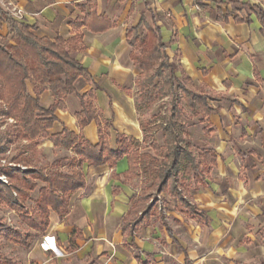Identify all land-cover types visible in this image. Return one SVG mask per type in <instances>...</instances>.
Returning a JSON list of instances; mask_svg holds the SVG:
<instances>
[{
	"label": "crops",
	"instance_id": "crops-1",
	"mask_svg": "<svg viewBox=\"0 0 264 264\" xmlns=\"http://www.w3.org/2000/svg\"><path fill=\"white\" fill-rule=\"evenodd\" d=\"M8 1L22 8L24 17L17 21L0 4V38L11 35L4 14L51 40L73 36L69 21L90 11L112 23L103 31L78 29L84 48L71 55L90 79L76 81L64 108L55 111L49 134L66 129L96 144L98 121L104 133L110 120L105 134L110 147L116 133L143 142L135 106L140 70L128 33L142 32L148 22L157 27L175 76H186L209 95L208 115L202 121L192 116L186 124L195 149L215 157L203 182L189 181L184 189L188 202L205 212V223L188 216L177 196L147 189L149 181L142 186L144 177L124 180L126 157L113 166L84 164L85 186L72 194L65 216L50 212L43 231L53 234L56 251L41 247L43 239L34 236L22 264H264V0ZM93 86L97 120L80 128L79 95ZM45 95L49 106L48 89L40 100ZM40 146L66 150L48 138ZM144 191L147 203L156 202V212L124 230L125 215Z\"/></svg>",
	"mask_w": 264,
	"mask_h": 264
},
{
	"label": "trees",
	"instance_id": "trees-1",
	"mask_svg": "<svg viewBox=\"0 0 264 264\" xmlns=\"http://www.w3.org/2000/svg\"><path fill=\"white\" fill-rule=\"evenodd\" d=\"M3 17L9 23L11 35L0 38V117L4 120L12 118L13 123L0 132V155L8 151L16 140L39 143L42 138H48L55 148L71 149L73 155L68 172L59 169L60 159L35 165L29 157L13 156L8 164L0 165V174L7 178V182L0 180V203L10 210H18L29 228L43 232L49 224L50 212L65 216L72 194L85 186L84 164L113 166L126 157L128 168L124 171V180L144 177L145 182H150L147 189L177 196L188 216L205 223V212L188 202L184 189L189 181L203 182L215 157L210 150L195 149L184 118L198 116L202 121L212 109L207 102L209 95L195 87L186 76L182 79L175 76L157 27L145 22L142 32L135 29L128 33V42L133 47L131 57L140 70L135 80V106L141 117L143 142L116 133L113 148L105 137L111 126L110 120L104 123V133L98 121L100 139L96 144L90 143L80 133L66 129L54 134L48 131L55 120V111L64 108V100L75 90L76 81L79 78L90 79L87 69L71 55L74 50L84 48L78 29L85 25L95 32L103 31L112 23L105 16L90 11L84 17L69 21L76 29L73 36L66 39L57 36L51 40L37 37L30 32L29 25L15 22L8 14ZM46 89L53 101L43 107L40 95ZM96 89L93 86L79 95L82 109L76 113V118L80 128L91 120H97ZM164 97H167L166 101L162 100ZM158 101L161 102L159 109H164V112L142 118L141 114ZM155 130L160 131L161 143L152 139ZM145 147H150L152 152L141 151ZM36 188L34 206L27 210L26 199ZM147 200L145 191L138 196L124 217V230L156 212L154 199L150 203ZM138 211L140 215H137ZM0 234L5 240L23 248H28L35 236L31 231L22 232L16 226H7L1 221ZM0 264L14 263L0 259Z\"/></svg>",
	"mask_w": 264,
	"mask_h": 264
},
{
	"label": "rangeland",
	"instance_id": "rangeland-1",
	"mask_svg": "<svg viewBox=\"0 0 264 264\" xmlns=\"http://www.w3.org/2000/svg\"><path fill=\"white\" fill-rule=\"evenodd\" d=\"M49 101L50 99L47 95L42 96L40 100V105L43 107H47L49 104ZM1 104L2 103L0 102V105ZM160 105H161L160 101L153 104L149 110H146L145 112L141 114L142 118H147L151 115H154ZM150 119L152 121L153 117H151ZM184 120H186V123H191L193 119L187 118ZM0 121H2V123L0 124V132L1 131L3 132L4 130L8 129L9 124L13 123V122L4 120L1 117H0ZM152 139L154 141L161 143V135H160L159 130L153 131ZM150 140L151 139H148V141ZM43 141H44V138L40 139L39 144L42 143ZM16 155L29 157L31 163L35 165H43L44 163H46L47 162L46 157H49L50 160L60 159L61 162L59 165V169H61L64 172H68L71 170L70 165H69V160L72 155L70 152L66 150H55V149L51 150V148L47 150L43 148L42 146L38 147V143H35V142L30 143L25 140H22V141L16 140L10 145V148L7 152H5L3 155H0V158H4L5 164H6L7 162H9V160L13 156H16ZM0 165H3V164L0 163ZM21 166L26 167L24 165H21ZM50 168L51 167L46 168V169H50ZM145 183L146 182L143 181L142 186H144ZM36 194H37V188L29 192V197L26 199V202H25V206H26L25 208L27 210H30L34 206L33 201L36 197ZM0 221L5 223L7 226H10L8 222H11V226H16L22 232L31 231L32 233H34L36 237L43 239L41 243V247L45 246L48 249L52 248L53 250L56 251L57 247L56 246L53 247V244H52L53 238H54L53 234H51L50 236H45L44 232H40L38 230H32L31 228H29L24 223L21 213L18 210H10L0 203ZM38 243L39 241L37 240L33 242L34 246L38 245ZM25 249L26 248H23L22 246L18 244L5 240L3 236L0 234V259L1 260L9 259V260L14 261L16 264H22L23 260L25 259V255L27 253Z\"/></svg>",
	"mask_w": 264,
	"mask_h": 264
},
{
	"label": "built area",
	"instance_id": "built-area-1",
	"mask_svg": "<svg viewBox=\"0 0 264 264\" xmlns=\"http://www.w3.org/2000/svg\"><path fill=\"white\" fill-rule=\"evenodd\" d=\"M0 4L4 8V10L7 11L9 13V15H11L17 21H20V20L23 19L24 11L19 6L13 4L11 1H8V0H6V1L0 0ZM6 121L13 122V119L12 118H7ZM0 163L4 164L5 163V159L4 158H0ZM9 164H11V163H9ZM21 167H23V166H21ZM23 169H26V167H23ZM0 180L3 181V182H7V178L3 174H0ZM8 224L11 225V222H8Z\"/></svg>",
	"mask_w": 264,
	"mask_h": 264
}]
</instances>
